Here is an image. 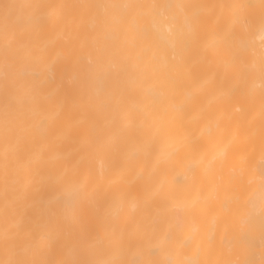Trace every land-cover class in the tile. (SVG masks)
<instances>
[{
    "label": "bare ground",
    "instance_id": "1",
    "mask_svg": "<svg viewBox=\"0 0 264 264\" xmlns=\"http://www.w3.org/2000/svg\"><path fill=\"white\" fill-rule=\"evenodd\" d=\"M154 2L164 0H0V260L264 264V43L244 37L240 73L214 1L162 21L175 46L127 31L140 9L93 7ZM169 78L179 86L165 87ZM161 93L163 105L151 104ZM77 166L89 201L59 219L50 249L33 237L57 178Z\"/></svg>",
    "mask_w": 264,
    "mask_h": 264
},
{
    "label": "snow or ice",
    "instance_id": "2",
    "mask_svg": "<svg viewBox=\"0 0 264 264\" xmlns=\"http://www.w3.org/2000/svg\"><path fill=\"white\" fill-rule=\"evenodd\" d=\"M262 6H264V0H261ZM95 8H115L120 7L129 11L142 10L139 21L134 20L130 25H128L127 31L132 33H137L141 36H148L150 33H156L159 39L165 44L175 46L177 43V36L174 35L170 30L165 29L161 31V23L164 20H173L175 17L172 15L173 11L176 9L183 10L188 13L195 5L184 4L179 2H173V0H164V2H154L151 4H136V3H125L121 5L99 3L93 5ZM233 9H241L244 7L242 4H234L230 6ZM143 21V27L138 29L137 24ZM193 23L197 21L193 20ZM237 21L234 19L231 24H228L223 29L222 39L226 42L230 53L232 63L238 67L240 73H243L247 65L245 64L244 57L249 50L248 44L243 39H233V31L236 28ZM261 37L264 39V18L261 19L260 24ZM111 31L110 24L107 20L101 19L99 24V29L96 35L98 41H105L109 39V33ZM182 36V33L180 34ZM154 57L145 54L143 63L145 67L150 66ZM55 64V59H53L49 68ZM261 72L264 75V46L261 49ZM179 86V82L175 79L169 78L166 81L165 87L168 89H174ZM87 99V98H86ZM149 101L153 105H163L164 96L161 94H150ZM175 110V109H174ZM47 117L42 118L39 121L38 126L44 127L47 124ZM90 176L79 175V166L74 170V176L66 178L65 176H60L57 178V184L59 189L54 197V207L52 209L50 218L47 222L45 229L38 235L34 236L33 239L37 243L44 242L51 249L59 234V219H75V213L78 209L84 206L89 201L88 183ZM261 188L264 189V169L261 170L260 175ZM158 190V189H157ZM260 214L262 218V228H264V197L261 199L260 204ZM4 240L8 241L12 238L11 234L8 232L4 233ZM155 237L149 236L146 238L145 243L151 246L153 244ZM239 243L243 244L245 241L243 238L239 240ZM158 246V245H157ZM0 264H141L140 261H120L116 259H107L99 261H76L66 258L52 259L47 261H35L26 259H8L0 260ZM152 264H157V262H152ZM158 264H172L171 261H162Z\"/></svg>",
    "mask_w": 264,
    "mask_h": 264
},
{
    "label": "rangeland",
    "instance_id": "3",
    "mask_svg": "<svg viewBox=\"0 0 264 264\" xmlns=\"http://www.w3.org/2000/svg\"><path fill=\"white\" fill-rule=\"evenodd\" d=\"M189 1V3H187ZM192 1H194V0H192ZM191 0H184V2H183V0H182V3H185V4H190V2L191 3H193L192 5H195L197 8H198V6L200 7H203L205 4V6L204 7H210V5H211V8H214V4H212L213 2L212 1H214L215 2V8L216 9H218V23L220 24V23H222V21H223V23H224V21H226L227 23H224L223 25H228V23L230 24V23H232V20H236L237 21V25H236V28H237V30H239V32L240 33H238V32H234L237 36H235V37H238V39H241V37L243 38V40H245V41H247V39L248 40H250V38L252 39V43H254L255 42V44L257 43L258 44V46L260 45H262V43H264V41H261V40H264V39H262V37H261V30H260V25H257V24H261V21H260V19H262L263 17H264V6H262V4H261V0H232L233 1V3H230V2H232V1H230L229 2V0H211L210 2H208L207 3V1L208 0H203V1H205V2H203L202 0H196V3H195V1L194 2H192ZM220 1V2H219ZM228 1V2H227ZM197 2H198V5H197ZM225 3V4H222V3ZM235 2H237L236 4H242V5H244V7H254V6H256V4H259L260 5V7L258 6V7H254L255 8V12L253 13V7H252V9H250V8H245L244 9V7L242 8V9H234L233 10V8H229L230 7V5L228 4L227 5V3H230L231 5H234L235 4ZM195 3V4H194ZM201 3V4H200ZM191 5V4H190ZM203 5V6H202ZM221 5V6H220ZM225 5V6H224ZM213 6V7H212ZM195 7V8H196ZM221 7V8H220ZM194 8V7H193ZM259 8V9H258ZM225 9V10H224ZM246 9H247V11H246ZM249 9L251 10L250 12H251V14H250V12H249ZM263 9V10H262ZM222 10V11H221ZM239 10V11H238ZM243 10V11H242ZM259 10V11H258ZM220 11V12H219ZM238 11V12H237ZM225 13H226V15H225ZM229 13V14H228ZM237 13H239V14H237ZM247 13V14H246ZM221 14V15H220ZM244 14V15H243ZM256 14V15H255ZM263 16H262V15ZM242 15L244 16V18L242 17ZM250 16V17H248V16ZM254 15H255V17H254ZM227 16H229L228 17V19H232L230 22L229 21H227L228 19H227ZM240 16V18H238ZM258 16H260L259 17V19H257L258 18ZM220 18H221V20H220ZM249 18H250V20H249ZM257 19V22L256 21H254V20H252V19ZM247 19V20H246ZM244 20V21H243ZM252 20V21H251ZM240 21V22H239ZM260 23H259V22ZM242 22V23H241ZM247 22V24H248V27H247V24H246V26H245V23ZM241 23V24H240ZM252 23V24H251ZM239 25V26H238ZM243 25V26H242ZM252 25H254L253 27H252ZM257 25V26H256ZM251 26V27H250ZM243 27V28H242ZM255 27H256V29H255ZM235 28V29H236ZM240 28H242V30L243 31H245V33L246 34H248V35H246L245 33H243L242 32V30L240 31ZM245 28V29H244ZM249 28V29H248ZM235 29H234V31H235ZM247 30L248 31H251L250 33H251V36H250V34L249 33H247ZM253 30V31H252ZM259 32V33H258ZM243 33V34H242ZM240 34V35H239ZM256 34V35H255ZM252 35H254V36H252ZM241 36V37H240ZM247 38V39H245V38ZM257 37H259V39L257 38ZM260 37H261V39H260ZM254 39H258L260 42H256L257 40H255L254 41ZM250 42H251V40H250ZM256 44V45H257ZM264 45V44H263ZM260 48H262V46L260 47Z\"/></svg>",
    "mask_w": 264,
    "mask_h": 264
}]
</instances>
